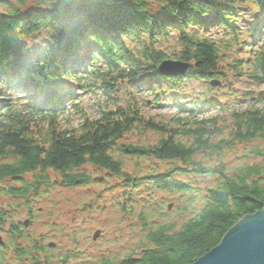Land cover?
I'll use <instances>...</instances> for the list:
<instances>
[{"label":"trees","instance_id":"1","mask_svg":"<svg viewBox=\"0 0 264 264\" xmlns=\"http://www.w3.org/2000/svg\"><path fill=\"white\" fill-rule=\"evenodd\" d=\"M25 6L23 0H0V183H12L4 188L10 196L27 199L53 182L90 186L95 178L86 168L132 188L146 184L181 195L186 204L175 206L173 221L157 208L162 223L149 214L156 205L142 202L141 247L123 260L98 264H192L240 219L264 208V90L245 93V100H255L249 107L231 99L239 82L264 85V0H35L32 9ZM247 10L254 13V44L237 25ZM218 26L225 28L219 39L200 32ZM172 29L180 49L172 59L190 68L168 78L158 67L171 58L157 44ZM192 80L208 89L189 97ZM212 81L222 85L214 89ZM226 86L229 96H218ZM141 87L157 102L166 98L176 113L167 119L146 114L135 94ZM86 93L105 96L98 117L82 112L77 127H61L66 106ZM238 150L245 163L229 171L224 161ZM128 159L167 162L168 168L131 175ZM191 173L218 178L216 186L195 190L183 180ZM7 211L0 210V226L13 234ZM16 236L22 238V231ZM8 248L33 264L56 260L39 241L22 247L10 240L2 252Z\"/></svg>","mask_w":264,"mask_h":264},{"label":"rangeland","instance_id":"2","mask_svg":"<svg viewBox=\"0 0 264 264\" xmlns=\"http://www.w3.org/2000/svg\"><path fill=\"white\" fill-rule=\"evenodd\" d=\"M23 1H26L23 10L32 9L35 4V0ZM253 15L252 11L247 10L241 13L237 22L239 30L251 44L255 43L249 34ZM224 30L223 26H218V28L201 30L200 32L210 35L214 39H219ZM178 39V32L172 29L166 36L158 39L157 47L163 50L171 60H174L172 57L180 50L178 49ZM127 42L129 48H136V43L130 40ZM215 82L217 86H212V88H220L221 82ZM207 89L206 84L192 80L185 90L192 98L194 95L202 94ZM235 90L237 93H234L231 99H238L240 101L239 106L245 108L255 103V100H245V93L252 90L254 94H257L264 90V85L249 86L248 83L242 81L235 85ZM230 91L231 87L226 86L218 91V96H220L219 94L229 96ZM135 94L142 104V110L148 115L164 116L167 119L168 116L176 113L174 107H166V98L157 102L154 94L144 87L139 88ZM52 95H54V90L50 87L48 88V96ZM103 99L105 96L100 93H86L80 96L74 106H66V110L59 116L58 120H60L61 127L65 129L77 127L82 121V112L95 118L98 117ZM232 102L227 103V106L229 107ZM77 106L79 110L75 109ZM229 130L230 128H227L225 136H228ZM154 141V136H149V142ZM242 149L240 148V150ZM240 150H238L239 152H231L224 161L229 171L241 167L245 163L243 151ZM204 164H208V160H204ZM167 165V162L155 160L143 161L138 164V162L128 159L125 161V170L131 175L137 174V176L142 177L153 171L163 173L168 168ZM86 169L95 178L94 184L79 188H64L60 184H53V182L46 189L43 187L38 193H31L27 199L12 197L4 190L7 185H12L10 181L3 180L0 183V210L2 207L6 208L8 210L6 223L14 225L23 233V237L19 238V236H13L8 232L7 227H4L6 231L0 230V239L3 243H0V264H33L31 257L25 260L20 259L10 248L8 251L2 252L4 245L10 240L22 247H27L33 242H41L44 247L52 249V255L56 259L52 264H98L103 260H123L141 247L140 240L143 239L144 232L137 217L142 202H153L156 205V208L152 209L153 212H149V214L161 223L163 222L162 218H158L155 214L159 206L165 213H169L167 209L172 212L170 214L164 213V215L166 218L169 216L166 221H173L174 218H177L175 206L186 204L181 195L176 192L170 194L160 192L150 189L146 184L132 188L133 185L129 186L128 183L121 182L104 171H97L94 168ZM48 174L52 181L58 182L55 174L52 172ZM27 178L29 179L31 176ZM183 180L192 185L195 190L205 192L206 189L216 186L218 178H208L191 173L186 174ZM128 199L130 200L128 201ZM130 202L131 204H129ZM24 222H28V225H24ZM182 222L181 220L180 223ZM14 248L16 247L14 246ZM65 257H67L66 260Z\"/></svg>","mask_w":264,"mask_h":264},{"label":"water","instance_id":"3","mask_svg":"<svg viewBox=\"0 0 264 264\" xmlns=\"http://www.w3.org/2000/svg\"><path fill=\"white\" fill-rule=\"evenodd\" d=\"M189 68L187 62L167 60L158 72L162 76L179 77L186 75ZM216 84L212 82V86ZM192 264H264V208L240 219L218 246Z\"/></svg>","mask_w":264,"mask_h":264},{"label":"flooded vegetation","instance_id":"4","mask_svg":"<svg viewBox=\"0 0 264 264\" xmlns=\"http://www.w3.org/2000/svg\"><path fill=\"white\" fill-rule=\"evenodd\" d=\"M29 214H31V211H29ZM23 224H24V225H28V222H24ZM0 230L4 231L5 229L0 227ZM14 230H15V231H14ZM5 231H6V230H5ZM12 231L15 232V233H13V236H16V231L21 232V230L17 229V227L15 228V226H14V228L12 229ZM0 243H2V240H1ZM2 244H3V243H2ZM2 244H1V245H2Z\"/></svg>","mask_w":264,"mask_h":264}]
</instances>
